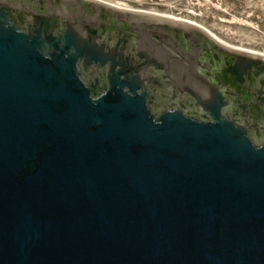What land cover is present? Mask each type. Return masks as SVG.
Here are the masks:
<instances>
[{
  "label": "water",
  "instance_id": "obj_1",
  "mask_svg": "<svg viewBox=\"0 0 264 264\" xmlns=\"http://www.w3.org/2000/svg\"><path fill=\"white\" fill-rule=\"evenodd\" d=\"M85 2L0 0V264H264V127L195 49L223 48Z\"/></svg>",
  "mask_w": 264,
  "mask_h": 264
},
{
  "label": "rangeland",
  "instance_id": "obj_2",
  "mask_svg": "<svg viewBox=\"0 0 264 264\" xmlns=\"http://www.w3.org/2000/svg\"><path fill=\"white\" fill-rule=\"evenodd\" d=\"M124 10L173 18L221 45L264 56V0H93Z\"/></svg>",
  "mask_w": 264,
  "mask_h": 264
},
{
  "label": "flooded vegetation",
  "instance_id": "obj_3",
  "mask_svg": "<svg viewBox=\"0 0 264 264\" xmlns=\"http://www.w3.org/2000/svg\"><path fill=\"white\" fill-rule=\"evenodd\" d=\"M85 3H89V2H85ZM84 6L90 7L87 5H84ZM102 13L105 14V10H102ZM121 18L124 19L123 21L125 20L135 21V22H142V23H148V24H161V23L168 24L169 23V22H165V23L157 22V21H154L153 19L148 20V19H143V18H134L130 16L121 17ZM116 20L117 19L115 16L111 17L112 23H116L117 22ZM180 23L174 24V25L196 30L202 35L206 36L207 39L211 43H214L223 48V50H217L213 48L199 49L198 46L195 47V49L198 51L200 50L206 51V53L204 52L202 54L201 59L203 61L208 62L214 69H217V71L219 72V75H221V77L224 78V82L227 84V87L230 91L234 92L235 94L237 93L238 95L241 96L237 98H232L233 104L235 106V109L233 110V112L236 115H238L240 118H242L245 122H247L248 120H251L253 121V123L257 122V124L260 125L259 126L260 128L264 127V105L262 103V99H264V67L254 65L250 69V71H247L246 73L243 74L241 80L239 81L237 76L229 73V70L235 67L239 62L238 58L233 53H236V54L237 53L244 54V53L234 51L224 45H221L214 38L210 37L206 32L199 30L196 27H193V28L191 26L187 27L185 26L187 23L186 24H184V22L182 24ZM242 98L245 99V104H247V106H245L244 108L240 106L242 105L240 101ZM257 124H254V125L257 126ZM249 129L253 131L252 124H250Z\"/></svg>",
  "mask_w": 264,
  "mask_h": 264
},
{
  "label": "bare ground",
  "instance_id": "obj_4",
  "mask_svg": "<svg viewBox=\"0 0 264 264\" xmlns=\"http://www.w3.org/2000/svg\"><path fill=\"white\" fill-rule=\"evenodd\" d=\"M82 1L94 3V4H97V5L103 6V7H107V8L116 10V11H120V12H123V13H127V14H130V15H133V16H137V17H142V18H146V19H153V20L160 21V22H169L171 24H178V23H180V22L176 21L173 18H168V17H165V16H158V15H154V14H147V13H144V12L143 13L131 12V11L124 10V8L119 7V6H117V7H111V6H107V5H104L103 3H99V2H96V1H93V0H82ZM180 24H182V23H180ZM184 24H186V23H184ZM185 26H187V27L188 26H191L192 28L194 27L192 25H187V24ZM194 31H196V30H194ZM240 55H243V56H246L247 55L246 57L254 58V59H258V60H263L264 61V56L257 57L256 55H248V54H246V55L240 54Z\"/></svg>",
  "mask_w": 264,
  "mask_h": 264
}]
</instances>
